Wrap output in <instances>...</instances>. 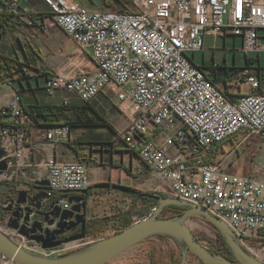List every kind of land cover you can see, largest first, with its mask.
<instances>
[{
	"label": "built area",
	"instance_id": "2783aa9c",
	"mask_svg": "<svg viewBox=\"0 0 264 264\" xmlns=\"http://www.w3.org/2000/svg\"><path fill=\"white\" fill-rule=\"evenodd\" d=\"M37 1L46 9L33 11L34 0H0V15L18 28H59L91 64L73 76L48 74L46 93L68 94L82 103L100 95L110 99L125 121L116 131L118 141L153 176L159 197L206 209L227 224L242 249L264 254V177L233 174L226 162L245 144L264 151V79L253 65L229 71L227 82L214 84L212 73L221 64L213 61L202 69L189 58L204 51V37H241L246 55L264 53V35L258 34L264 29V0H124L123 11L115 3L88 8L78 0ZM35 118L16 93L0 104V161L6 163L0 184L8 186L0 194V232L28 253L53 259L99 240L43 249L20 228L38 223L53 231L59 220L48 225L34 212L28 221L23 212L19 228L8 226L17 206H28L16 204L19 193L31 198L28 191L37 182H48L44 213L71 210L68 198L91 186L85 161L56 158L57 146L74 142L70 126L42 127ZM0 264L17 263L0 253Z\"/></svg>",
	"mask_w": 264,
	"mask_h": 264
},
{
	"label": "rangeland",
	"instance_id": "374dc122",
	"mask_svg": "<svg viewBox=\"0 0 264 264\" xmlns=\"http://www.w3.org/2000/svg\"><path fill=\"white\" fill-rule=\"evenodd\" d=\"M34 1L33 11L46 9L40 2ZM78 2L88 8H98L102 5L101 0H78ZM26 28L29 29L26 30ZM23 30V33L13 31L5 34L0 38V46L4 49L13 46L14 49L9 50L8 55L14 60L23 62L27 68L26 72L29 78L39 79L40 85H42L44 77L48 74L61 73L73 76L79 71H86L82 66H91L89 59H83L78 46L59 28L52 27L42 30L36 26H25ZM258 34L263 36L264 29L258 30ZM241 45V37H205L203 42L204 51L190 53L189 58L196 65H201L203 61L206 64L212 61L216 64L225 62L228 67L232 68L234 65L235 69L239 70L244 67L247 58L256 59L259 57L260 64L264 66V53L246 55L240 50ZM4 49L1 50L4 51ZM87 53H90V50ZM12 64L14 63L12 62ZM9 74L13 76L15 71H11ZM9 91L8 88H3L0 97L3 96L2 93ZM226 91L230 92L231 89L226 88ZM58 96L55 94L46 96L43 100L61 104L63 98L67 97L69 102L77 101L68 94ZM100 97L103 96L100 95L97 101ZM107 100L110 103H106V107L101 105L95 107L102 116L103 121L91 114L88 117L81 118L74 116L71 112L66 114V121L62 123H70L64 125L70 126L71 139L73 141L80 140L82 143L77 148L78 156L67 146H57L55 149L56 158L58 161L63 162L81 158L89 165V178L90 181H93L91 186L110 184L128 188L130 193L102 191L100 189L86 196L84 237L86 239L77 243H74L76 241L68 242L72 244L71 246L113 236L121 232L125 219L129 220L132 225L148 218L157 202L152 199L145 200L138 196L148 194L159 197V194L153 190L157 184L153 176L144 169L138 159L127 153L118 141L116 131L125 125V121L114 109L111 100ZM226 162H229V171L233 174L240 173L264 177V151L258 149L256 144L250 143V145L240 146L226 159ZM174 215L175 211L165 208L160 214V218L166 219ZM186 225L198 243L209 252L221 255L228 249L227 246H223L221 241L223 239L217 229L204 218L194 216L186 222ZM70 236L72 235H64V239ZM27 239L31 240L30 237H27ZM250 246L255 248L256 245L252 242ZM86 247L73 248L63 256ZM243 250L264 263L262 252L252 253L253 250ZM181 254L180 246L175 240L169 237L155 236L135 245L106 264H151V261H154L155 264H180ZM186 264L203 263L197 256L189 253Z\"/></svg>",
	"mask_w": 264,
	"mask_h": 264
},
{
	"label": "water",
	"instance_id": "95a60500",
	"mask_svg": "<svg viewBox=\"0 0 264 264\" xmlns=\"http://www.w3.org/2000/svg\"><path fill=\"white\" fill-rule=\"evenodd\" d=\"M4 156V152L0 148V159ZM6 170V163L4 160L0 161V171ZM40 186H48V182L43 180L37 182L33 190L38 191ZM109 189V184H96L90 186L87 190L79 192L82 195H87L91 189ZM113 190L130 193V191L121 186H112ZM8 186L0 184V194L7 193ZM64 198L68 197V193H64ZM144 198L152 199L157 202L151 215L140 222L134 223L129 227L121 230V232L99 240L94 244L87 246L77 252L70 253L60 258L47 259L39 256L32 255L27 251L19 248L4 234L0 232V253L6 255L17 264H106L113 260L120 254L134 247L135 245L150 239L155 236L169 237L176 241L181 249L180 264H186L189 253L194 254L199 258L203 264H264L254 258L251 254L244 251L239 242L237 241L234 233L221 219L210 214L206 209L197 207L191 203L179 201L175 199L157 197L153 195L143 194ZM46 193H37L30 198L29 204L36 209L37 214L40 209L41 201L46 199ZM26 192H20L16 204L23 205L26 203ZM68 202L72 205L69 211H60L59 207H55L53 211L44 214L45 221L48 225L54 223V219H58L57 229L50 231L41 228L40 224H33L31 229L25 226L20 228V233L30 236V239L36 243H40L43 249H50L59 247L60 245L72 241L81 240L85 237V198L72 196L68 198ZM176 207L182 209V214L161 219L160 214L165 208ZM11 204L4 208V211H11ZM20 208L17 207L12 216L15 218L8 224L9 227L19 228L18 220L21 217L19 212ZM31 210L26 208L25 221H28ZM1 215V213H0ZM199 216L204 218L207 222L212 224L220 233L223 241L225 242L233 260L227 259L219 254H213L204 248L194 238L192 232L186 225V222L194 217ZM49 217H52L50 219ZM80 225V232L70 236L64 240H57L58 237L71 232ZM44 233L43 235H36V232Z\"/></svg>",
	"mask_w": 264,
	"mask_h": 264
},
{
	"label": "trees",
	"instance_id": "16d2710c",
	"mask_svg": "<svg viewBox=\"0 0 264 264\" xmlns=\"http://www.w3.org/2000/svg\"><path fill=\"white\" fill-rule=\"evenodd\" d=\"M101 2L104 7H109L115 3V5L118 7V9H120V11L127 10V8L125 7L124 0H101ZM16 26H17V23L10 20L9 17L5 15H0V29L2 32L1 37H3L5 34H8L9 32L15 31L17 29ZM5 62L11 63V66L8 65V68L11 67V69L15 71V74L18 76V78L13 79L12 88L14 92L19 96L21 104L24 108H26L31 114L36 113L35 119L39 126L52 127L56 125L70 124V123H62L66 121V116H67L66 114L68 112L73 113L74 116L78 118L88 117L91 114L95 116L97 119H99L100 121H103L102 116L95 109V107L98 105H101L102 107H106L105 104L110 103V101L107 100V98H105L104 96L100 97L99 101H97L96 99L91 103H82L78 100L70 101L67 104H64V103L54 104L51 102H45L43 98H45L46 96H49L43 87L46 76L44 77V80L42 81V86L40 85L39 79H33L35 83H34V86H32L30 84L31 79L27 75V72L23 71V67L25 66L23 62L14 60L12 59V57L7 59ZM12 62L14 64H12ZM212 63L213 61L211 63L206 64L203 61L201 64V68L207 69V66L211 65ZM253 65H256V68L254 69L257 70L258 77L264 79V75H262V71H264V67L260 64V60L258 58L256 59L247 58L245 60L244 67L252 68ZM6 66H7V63H6ZM231 69H234L235 71H237L234 65L232 68H230L224 62L223 64L218 66L216 69H214L212 73L213 75H212L211 81L214 84H217L219 82H227V80L232 75L231 73H229V70ZM21 77L23 78L20 79ZM23 81H24V84H23ZM114 109L117 110L115 106H114ZM81 143L82 142H80V140H76L70 144H67V147H69L75 153V155L78 156L79 152L77 148L79 147L78 145ZM112 186L114 185H110L109 189H102V191L104 190L117 191V190H113ZM97 190H100V189H94V188L91 189L89 192V195L92 192L97 191ZM138 197L144 198L142 195H139ZM144 199L148 200V198H144ZM167 209L175 211V214L177 215L182 214L184 212L182 209L176 208V207H169ZM130 225H131L130 221L125 219L122 224V230L129 227ZM221 241H222L223 246H226L225 242L223 240ZM221 256L226 257L227 259L233 260V257L228 249H226L225 253L221 254ZM151 264H155V262L151 261Z\"/></svg>",
	"mask_w": 264,
	"mask_h": 264
},
{
	"label": "crops",
	"instance_id": "0c3cea01",
	"mask_svg": "<svg viewBox=\"0 0 264 264\" xmlns=\"http://www.w3.org/2000/svg\"><path fill=\"white\" fill-rule=\"evenodd\" d=\"M16 30L15 31H17V32H21V33H23V29L24 28H18V26H16ZM27 29H29V28H26V30ZM14 31V32H15ZM205 38V37H204ZM204 40V39H203ZM13 45V44H12ZM1 49H4V48H1V46H0V92H2V90H3V88H8L10 91L9 92H4V93H2L3 94V96L2 97H0V104H5V103H7L11 98H12V95H13V93H15L14 92V90H13V88H12V84H13V79H16V78H18V76L16 75V74H13V76H11L10 74H9V72H14L12 69H9L8 68V65H10L11 66V63H9V62H5L7 59H9V58H11V56H9L8 55V51L9 50H13L14 49V47L13 46H11L10 48H7L6 47V49H4V51L3 50H1ZM258 59H259V57H257ZM255 59V58H254ZM6 63H7V66H6ZM263 66V65H262ZM264 67V66H263ZM32 80H31V82H30V84L32 85V86H34V80L33 79H35V78H31ZM7 80H10V84L9 83H7L6 81ZM23 84H24V81H23ZM42 86V85H41ZM61 93H59V92H56L55 93V95L56 96H58V95H60ZM61 96V95H60ZM59 97V96H58ZM23 181V180H22ZM93 183V181H91V184Z\"/></svg>",
	"mask_w": 264,
	"mask_h": 264
},
{
	"label": "flooded vegetation",
	"instance_id": "af4514ba",
	"mask_svg": "<svg viewBox=\"0 0 264 264\" xmlns=\"http://www.w3.org/2000/svg\"><path fill=\"white\" fill-rule=\"evenodd\" d=\"M46 190H47V186H40L39 187V190L38 191H36V190H33V189H31L30 191H28L30 194H37V193H46ZM89 192L90 191H88V193H87V195H82V194H73V196H77V197H84V198H86V196H88L89 195ZM27 194V193H26ZM29 201H30V198H28V196H27V199H26V203H27V208H29L30 210H31V213L32 212H34V214H35V219L36 220H44L45 221V218H44V214H46V213H44L42 210H40V209H38V212H40L41 214H37L36 213V209L33 207V206H31L30 204H29ZM25 203V204H26ZM18 207V206H17ZM11 208H12V206H11ZM20 208V207H19ZM40 208H41V206H40ZM21 210H20V212H19V214H20V216H22L23 215V212L25 211L26 212V209L24 210V209H22V208H20ZM5 212H7V213H10V212H12V209H11V211H5ZM14 212V211H13ZM30 213V214H31ZM179 215V214H178ZM176 216V215H175ZM173 217V216H172ZM50 219H52V217H49ZM57 219H54V222L56 221ZM85 220H86V210H85ZM47 222V221H46ZM18 223V222H17ZM40 226H41V228H42V224H40ZM56 229H57V225H56ZM55 229V230H56ZM85 229H86V224H85ZM80 232V225L79 226H77L75 229H73L71 232H68V233H66V234H64V235H75V234H78ZM39 235H42V234H39ZM64 235H62V236H60V237H58L57 238V240H63L64 239ZM216 254V253H215Z\"/></svg>",
	"mask_w": 264,
	"mask_h": 264
},
{
	"label": "bare ground",
	"instance_id": "6f19581e",
	"mask_svg": "<svg viewBox=\"0 0 264 264\" xmlns=\"http://www.w3.org/2000/svg\"><path fill=\"white\" fill-rule=\"evenodd\" d=\"M254 252H255V251L253 250L252 253H254ZM122 254H123V253H122ZM120 255H121V254H120ZM120 255H119V256H120Z\"/></svg>",
	"mask_w": 264,
	"mask_h": 264
}]
</instances>
